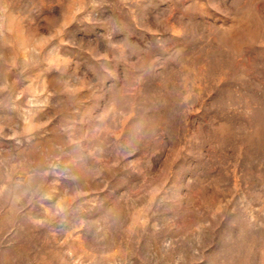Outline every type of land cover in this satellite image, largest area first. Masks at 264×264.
Wrapping results in <instances>:
<instances>
[{"label":"rangeland","instance_id":"1","mask_svg":"<svg viewBox=\"0 0 264 264\" xmlns=\"http://www.w3.org/2000/svg\"><path fill=\"white\" fill-rule=\"evenodd\" d=\"M0 264H264V0H0Z\"/></svg>","mask_w":264,"mask_h":264}]
</instances>
